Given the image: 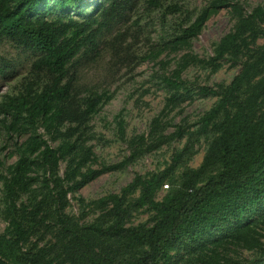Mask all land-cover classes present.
I'll list each match as a JSON object with an SVG mask.
<instances>
[{"label":"trees","instance_id":"1","mask_svg":"<svg viewBox=\"0 0 264 264\" xmlns=\"http://www.w3.org/2000/svg\"><path fill=\"white\" fill-rule=\"evenodd\" d=\"M0 0V43L7 41L32 56L16 95L0 102V126L6 136H24L18 157L1 178L4 233L0 236V264H177L191 253L195 264H261L264 260V8L245 12L238 0H211L196 13L184 9L162 49H187L204 23L227 9L234 23L213 48L207 61L181 56L162 83L169 91L165 106L192 99L182 72L191 64L216 65L228 58L240 66L224 84L196 86L199 97H216L198 120L206 148L198 167L183 161L192 155L188 140L157 173L135 176L119 194L92 201L97 215L80 221L65 212L68 195L124 162L99 169H83L89 156L74 153L76 133L95 108L106 101L105 92L76 88L77 57L93 59L99 39L125 21L140 0H98L81 19L67 14L49 17L56 10L78 8L84 0ZM163 0H145L147 9ZM40 6V8H39ZM175 12L181 9L171 6ZM82 13L83 11H76ZM48 17V18H47ZM116 34L109 46L111 67L134 66L141 58L122 46L128 34ZM133 43L138 32H130ZM156 51V55L163 52ZM149 57V56H148ZM15 64L0 56V78L14 73ZM150 122L147 134L135 137L128 159L140 157L185 135L178 126ZM38 129L47 135L42 140ZM189 145V146H188ZM137 147V148H136ZM66 163L62 175L59 163ZM181 169L177 178L174 173ZM40 193L22 201L31 186ZM163 187V188H162ZM135 189L138 194L128 197ZM163 190L160 199L157 193ZM146 211L145 222L130 224L134 213ZM254 257L241 260L229 247ZM234 250V249H233ZM177 257L176 260H173Z\"/></svg>","mask_w":264,"mask_h":264},{"label":"rangeland","instance_id":"2","mask_svg":"<svg viewBox=\"0 0 264 264\" xmlns=\"http://www.w3.org/2000/svg\"><path fill=\"white\" fill-rule=\"evenodd\" d=\"M211 0H163L162 3L153 8L147 9L145 0H140L135 8L127 14L124 22L114 25L109 34H103L99 39V54L93 59L77 57L76 63V88L80 90L79 95L84 96L87 91L96 93L105 92L109 98L97 105L95 113L85 121L77 133L75 141V156L81 157L84 152L89 156L83 169H99L103 166H110L124 162V165L116 170L106 171L97 178L87 183L74 194L68 195V205L65 212L73 215L80 221L89 220L97 215L92 201L108 194H119L135 176H146V174L157 173L168 163L171 156L181 149L188 140L192 145V155L183 161V165L189 168H196L202 160L206 148L205 136L199 134L198 120L216 102V97H199L195 94L196 86L212 87L217 84H228L239 72L240 66L232 64L228 58L210 64H191L181 74V78L187 83L192 99H185L173 106H165L169 91L162 83V78L169 75L181 56L187 59L203 60L207 62L213 56L215 43L233 26V19L229 11L220 9L216 14L209 17L204 23L200 33L190 41L187 49L177 52H169L162 47L170 34L176 29V25L184 21V9L197 12L206 6ZM98 0H84L78 8L70 7L60 12L56 10L50 13L49 17H57L60 14H67L72 18L81 19L82 14H88L90 9ZM245 12L255 6L264 8V0H238ZM53 0H47V6L51 7ZM177 5L181 9L175 12L171 6ZM40 8V6H39ZM83 11L77 13L76 11ZM48 18V17H47ZM128 34L122 41V46L128 47L129 52L141 58L136 65L127 67H111V51L109 46L115 39L116 34ZM174 29V30H173ZM138 32L137 42L133 43L130 32ZM264 32V24L261 25ZM264 41L259 39L258 44ZM163 52L156 55V51ZM0 56L11 60L15 64L13 75L3 79L0 78V102L7 97L16 95L20 90L21 78L25 75L29 62L32 59L27 52L16 50L7 41L0 43ZM149 56V57H148ZM162 114L163 122L167 123L166 131H171L170 126H180L185 135L179 141H173L157 148L150 153L140 157L128 159L131 150L134 148L135 137L147 134L150 122L153 118ZM4 116L0 120L4 121ZM41 139L54 146L56 142L48 141L47 135L42 133ZM9 139L2 126H0V190L1 178L6 176L7 168L14 163L18 157L16 147L21 144L24 136H13ZM188 145V146H189ZM137 148V147H136ZM66 163H59V174L62 175ZM181 167L174 173L177 178L180 176ZM163 188V187H162ZM161 189L157 193V200L163 194ZM40 193L36 186H31L28 192L22 194L20 199L37 196ZM138 190L135 189L128 197H135ZM3 205L0 193V236L4 233L5 222L2 215ZM149 217L146 211L134 213L129 222L132 225L145 222ZM234 249V250H233ZM178 255L184 258L177 261V264H195L190 257L191 253H184L180 250ZM229 255L241 260L250 259L255 256L251 252L242 249L229 247ZM174 257L173 260H176ZM261 264H264V260Z\"/></svg>","mask_w":264,"mask_h":264}]
</instances>
